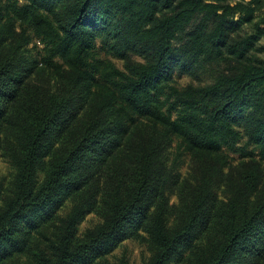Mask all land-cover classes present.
<instances>
[{"label":"trees","instance_id":"trees-1","mask_svg":"<svg viewBox=\"0 0 264 264\" xmlns=\"http://www.w3.org/2000/svg\"><path fill=\"white\" fill-rule=\"evenodd\" d=\"M0 155V264H264V0H0Z\"/></svg>","mask_w":264,"mask_h":264},{"label":"rangeland","instance_id":"rangeland-1","mask_svg":"<svg viewBox=\"0 0 264 264\" xmlns=\"http://www.w3.org/2000/svg\"><path fill=\"white\" fill-rule=\"evenodd\" d=\"M32 54L35 57H39L41 55V51L43 50V45L39 42L38 39L34 38L31 42V44L28 47ZM119 67H121V62L117 60H113ZM175 81L178 84V86H184L188 84L191 79L188 76H175ZM245 145V142L241 143L239 147H243ZM246 149V148H245ZM247 152L253 151L252 147H248ZM229 157L232 159V164L236 165L239 163V161L242 160L243 154L242 153H235L233 151H227ZM256 154V153H255ZM264 164V161H263ZM183 171H187L186 167L183 168ZM12 174V167L9 163V161L0 155V181L7 179V181L10 180ZM175 201V199H173ZM99 221V218L95 214H90L86 217L84 222L81 225V230H85L87 228L92 227ZM127 251V254L131 257V263H137L139 264L142 260V254H145L144 247L140 246L136 242L132 241H126L123 243V247L117 249L113 256H111L110 260L113 261V257H120L123 253V251Z\"/></svg>","mask_w":264,"mask_h":264}]
</instances>
